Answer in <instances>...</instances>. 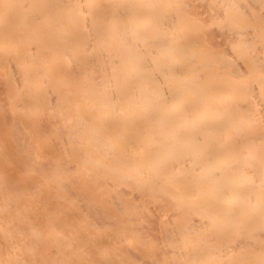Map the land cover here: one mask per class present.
Here are the masks:
<instances>
[{
	"label": "bare ground",
	"instance_id": "obj_1",
	"mask_svg": "<svg viewBox=\"0 0 264 264\" xmlns=\"http://www.w3.org/2000/svg\"><path fill=\"white\" fill-rule=\"evenodd\" d=\"M200 5V13L210 16L203 15L205 21L191 16ZM210 5L219 6L213 11ZM262 5L264 0H0V66L11 70L10 76L0 73V105L5 112L14 90L26 93L59 117L61 130H67L71 109L77 129L70 126L68 142L80 149L86 136L89 162L100 165L102 178L119 175L129 192L125 181L131 179L146 194L148 203L143 192L134 193L141 215L128 212L125 194L120 209L149 264H264V212L248 210L264 209ZM32 63L39 81L31 83ZM16 125L24 127L20 119ZM29 145L33 152L39 146ZM92 146L109 160L94 156ZM7 175L0 168L1 190L10 191L2 194L7 203H0V232L18 264H80V254L62 250L75 244V235L65 232V209L34 223L39 211ZM155 180L169 185L158 202L147 195ZM31 190L41 202V183ZM15 196L21 205L13 203ZM8 206L15 212L6 213ZM88 208L105 222L102 208ZM127 229L117 242L126 240ZM162 238L176 241L155 250L153 241ZM103 247L102 255L113 261ZM4 248L0 242V255ZM129 250L145 254L136 245ZM0 264H10L9 258L0 257Z\"/></svg>",
	"mask_w": 264,
	"mask_h": 264
},
{
	"label": "crops",
	"instance_id": "obj_2",
	"mask_svg": "<svg viewBox=\"0 0 264 264\" xmlns=\"http://www.w3.org/2000/svg\"><path fill=\"white\" fill-rule=\"evenodd\" d=\"M186 26L190 27L188 25ZM0 73L3 76L6 74L10 76L11 70L9 72V68L3 65L2 68L0 67ZM35 81L37 80L35 79ZM14 89L15 87L11 86L8 92H12ZM14 93L13 97H23L19 100V103H15L17 110L23 112L27 111L29 114H15L12 126L16 125V121L20 119L24 126L22 128L24 130L26 129V132L31 135L22 138L20 144L29 142L30 144L37 145L38 143L39 146L38 148H35V155L37 156L38 164L44 165L43 171L39 173V176L42 174L43 177L40 178L38 175L36 176V182L38 181L41 183V191L43 194L41 206L43 208H50L53 212H60L62 209H65V212L70 216V225L67 226L66 233L74 234L75 242L77 241L76 244H79L80 247L86 245L84 247L86 258L83 264H108L106 263V260L101 258L102 249L99 247H93L92 242L94 240H99V243H96L97 246L98 244L104 246L106 245L105 243L112 244V240H116L119 231L123 229V227L120 226V220L123 221L122 218L124 215L120 209V204L123 200L122 194H124V188L121 187L119 175H116L115 179L111 178V181L109 178L104 179L101 177L100 165H93L89 162L91 157L90 154L86 152V148L88 146L91 147V145H87L88 142L86 136H83V139L79 142L80 149L75 148V146L71 149L67 148V136L71 133L70 126L77 129L76 125L68 123L73 122V113H71V109L68 108V111L66 112L67 114L63 113V115L66 114L69 117V120L65 124L67 130H61L60 120L57 115L52 117L53 121L49 116L41 117L39 123L40 126L38 125L36 127L34 121H31L30 119L33 116L34 109H29L25 104H28V102L24 100L28 94L24 93L18 95L15 90ZM73 97L74 96H70L69 98L71 99ZM82 97L84 99V96ZM20 101H23L22 104ZM75 104L76 107H81L78 102ZM0 110L4 113L3 116L5 120L6 113L12 112V109L10 108L5 112L2 107ZM59 110L60 112H64L65 108ZM12 114L14 115V113ZM1 115L2 114H0V117ZM50 122L53 123L49 125ZM3 124H5V121L1 117L0 127L2 129ZM84 130H88L87 127H85ZM13 140H10L11 144H18V140ZM8 141L9 140L6 139L5 143ZM92 147V149H94V153H92L94 156H102L109 160L110 157L106 154H101L98 147ZM26 152L29 153V150ZM24 154L25 152L18 153V155L14 156L15 160H19L21 168L28 166V162H24ZM26 160L32 159L27 157ZM122 160V157L118 159L121 165L117 162L120 165V168L122 167L119 172L123 171L124 164L122 163ZM87 168H89L92 173L88 174ZM63 180H66V183H63ZM129 203V206L133 209L136 204L135 200L129 198ZM88 207L102 208L105 222H103V219L98 215L83 210ZM113 218L116 219L115 222ZM113 224H115V228ZM110 226H113L112 228L114 229V232L108 230V227ZM128 238L130 240L135 239L134 232L130 233ZM87 243L89 244L87 245ZM75 247H73V251L75 250ZM199 250H202V248H199ZM80 264L82 263L80 262Z\"/></svg>",
	"mask_w": 264,
	"mask_h": 264
},
{
	"label": "rangeland",
	"instance_id": "obj_3",
	"mask_svg": "<svg viewBox=\"0 0 264 264\" xmlns=\"http://www.w3.org/2000/svg\"><path fill=\"white\" fill-rule=\"evenodd\" d=\"M193 1H195V0H193ZM197 7H195L194 11H191V16L193 18H198L199 17L201 20L205 21L203 15L206 16L207 18L210 17L209 14L206 11H204L203 14L200 13V10L203 9V7H201V5L197 6ZM209 7L213 11L217 10V7L214 6V5H210ZM226 8H227V10H230V12L232 11V7L230 5H227ZM262 9L264 10V5H262ZM236 16L243 18L247 22H250V20L253 21L252 19L249 20L248 18L240 15L239 13H237ZM261 17L262 18H260L258 23L260 25H262V28L264 29V16H261ZM188 23L189 22H187V24L185 23V25L189 26ZM231 24L233 25V23H231ZM224 37H225L224 35H220L219 39H224ZM231 44L235 45V42L232 41ZM221 48H223V46H221ZM2 53H4V51H0V55ZM3 65L7 66L9 68V72H10V67L8 65H6V64H2L1 66H3ZM215 68L220 70V67L218 65H216ZM209 69H212V67H208L207 68V70H209ZM29 71L31 73V78L28 79V80L31 81V83L35 79L37 81H39V78H38L39 73H38V70L36 69V66L33 63L29 67ZM33 76H36V77L33 78ZM78 77L80 79L84 80L86 76H85V74H79ZM213 79H216V78H213ZM263 82H264V80H263ZM11 86L13 87V85H11ZM10 97H9L8 107L10 109H12V112H9V113L7 112L6 113V116H5L6 120L4 119V116H3L4 113L2 112V110H0V114H2L1 117L5 121V124H3V129L0 127V139H1V137L4 138V140L2 142L3 144L0 142V168H2V169L7 171V174H8L7 176L10 179L11 186H14V184L12 182V180H13L14 182H16L18 187H21V189L23 191V194H24V196H25V198L27 200V203L29 205H31L30 207L32 208V210L33 211H39V214L37 216H35L36 218H35V221H33V222L36 223L41 218L46 220V221H48L49 215L51 214L50 213L51 209L47 208V207L43 208L41 206V202L36 201V198H34L33 192H32V190L30 188V186L34 182H36V176L37 175L39 176L40 175L39 173L43 171L44 165H40V164H38V161H36V157L37 156L35 155V151L34 152L32 151V147L29 145L30 144L29 142H25L24 144H20L21 139L24 138V137H27L28 133L26 131H24L23 129L18 128V126L16 127V125L12 126L15 114H17V115L24 114V113L25 114H29V112H27V111L26 112L19 111L15 107V103H19V100L22 99L23 97L22 98L16 97V96L12 97V98H10ZM84 99L86 100V96H84ZM24 100H26V102H28V104L27 103H25V104L28 106L29 109H31V108L34 109L33 116L30 119H31V121L32 120L34 121V124H35L36 127L38 125L40 126V124H39L40 123V119L43 116H49V117H51V120L53 121L52 117H55L56 114H54L55 115L54 116L49 111H47V108L45 106H43V104L40 102V100H34V99L31 98V96H26L24 98ZM32 103H34L36 105V107L33 106ZM1 107L2 106L0 105V109H1ZM23 108H25V107H23ZM12 113H14V115ZM36 113H38L39 115H36ZM51 123H53V122H50L49 125H51ZM68 123L71 124V125L72 124L75 125V122H68ZM6 139L9 140V141L5 143ZM13 139H15V140H13ZM10 140H13V141H17L18 140L19 142H18V144H16V143L15 144H11ZM74 146H75V142H68L67 143V148L68 149H71ZM28 150H29V153L26 152ZM23 152H25V154H24L25 155L24 162L25 163L28 162V166H26L24 168H21L20 165H19L20 164L19 160H15L14 156L18 155V153H23ZM27 157L29 159H32V160H26ZM31 162L32 163H36V165H38V166H33V164H30ZM55 167H56V165H55ZM167 174H168V172H164V175H167ZM39 177L41 178V177H43V175L41 174V176H39ZM157 182L158 181L155 180L154 190H152L153 192H148L147 195L154 197V200L158 202L161 199L164 200L163 196L165 194H163V193L164 192L167 193L166 190L169 187V185H167L164 182H162V180H161L160 183H157ZM125 185H126V187L130 188V192L129 191H124V194L127 195L130 199L135 200V203L140 201L141 199L142 200L144 199L145 202H147V203L149 202L147 200V198H146V194L143 192V189L135 188L136 185L133 183V181L131 179L126 180L125 181ZM3 192L5 193L6 196H8L10 191H2L1 187H0V203L5 204V203H7V201L2 198ZM135 192H137V193H142L143 192L142 195L143 194L144 195L142 196L141 199H136L134 197V193ZM19 198L20 197H16L15 196L13 198V201H14L13 203L16 204V205H21ZM57 198H59V197H57ZM129 198L126 201V205H127L126 209L128 208V212H131V214L133 213L135 215H141L138 210L136 211L135 207H133V209L130 208V206H129L130 205ZM4 210H5L6 213L11 214V212H15L16 209L14 207H9L8 206V207H5ZM23 210L26 211L27 209L23 208ZM83 210H86L87 212H90L92 214V212L88 208L87 209H83ZM248 210L249 211L250 210L251 211H256V212H259V211H263L264 212L263 208H260V209H258V208L257 209L256 208H249ZM194 211H197V208L194 207ZM198 212H199V210H198ZM142 219H143V221L148 222V224H150V226L152 227V229L154 231H156V232L159 231V229L154 228L152 226V224L150 223V221L148 219H145V218H142ZM113 220L115 222L116 219L113 218ZM130 220H128V219L123 220V221L120 220V222H121L120 226L123 227L125 229V231H126L127 227H129L128 223L131 222ZM177 220L179 221V219H177ZM127 221H128V223H127ZM113 226L115 228V224H113ZM113 226L108 227V230L114 232V229L112 228ZM47 230L50 231L48 228H47ZM127 230L128 231L126 232V240H124L123 242L122 241H118L117 242V239L119 240V233H118L117 239L116 240H112V244L105 243L107 245L106 249L109 250L110 252H113V256L115 257L114 260L113 261H108L107 259L104 258L103 255H101V258L103 260H106V263H108V264H149V262L145 261V258H144L147 255L148 251L145 249V246L143 245V243L137 239L138 235L136 234V232L133 229L130 230L128 228ZM133 232H134V235H135L136 238L133 239V240H130L128 238V236H129L130 233H133ZM189 235L190 234H187V236H189ZM24 236H26V238H28L27 234H25ZM60 236H62V235H60ZM27 240L30 241V239H27ZM175 241H176V239H173V238H169L168 240L165 239V238H162L160 242L154 240L153 241L154 249L156 250L157 248H160L165 243H168V242L172 243V242H175ZM0 242H3L4 245H5L4 252H3L2 255H0V257H2V259L9 258L10 264H18V261H17V259L15 257L14 252H13V249L9 245V242L4 238V234H3L2 231L0 232ZM76 243H77V241L75 242V244H73L74 246H72V247H68L66 245H62V250L65 251V255H67V256L75 255V254L79 253L80 256H81V263L83 264L85 262L84 260L86 258V255H85V252H84V247L86 245H84L83 247H80V245L76 244ZM96 243H99V240H94L92 242V246L93 247H99L103 251L104 247L102 245H100V244H98V246H97ZM88 244L89 243H87V245ZM52 245H53V243H52ZM75 245H76V247H75ZM114 245H116V247H117L116 250L112 249V246H114ZM130 245H136V246L140 247L145 254L138 255V256L136 254H133L129 250V246ZM73 247H75L74 251H73ZM77 247H78V249H77ZM193 247H194L193 249H199V248L205 249L206 248L205 245H203V244H201L199 246L193 245ZM26 251H27L26 257L30 261V258L32 256V254L29 252L28 247H26ZM117 254L120 256V258H117ZM41 255L45 259V257L43 256V252H41ZM163 255L167 259H169V255L166 252L163 253ZM123 260L125 261L124 263H123Z\"/></svg>",
	"mask_w": 264,
	"mask_h": 264
}]
</instances>
